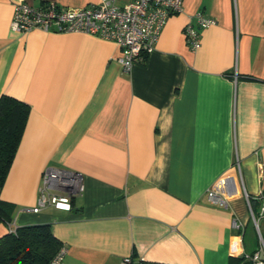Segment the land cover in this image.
<instances>
[{
  "label": "crops",
  "instance_id": "0c3cea01",
  "mask_svg": "<svg viewBox=\"0 0 264 264\" xmlns=\"http://www.w3.org/2000/svg\"><path fill=\"white\" fill-rule=\"evenodd\" d=\"M21 1L81 8L100 0H0V96L29 106L0 189L14 205L12 228L50 224L67 249L64 264H120L129 255L133 264H229L258 251L244 192L258 215L264 0H183L129 72L112 41L13 30ZM199 10L216 24L192 50L183 27ZM48 167L82 175L70 211H31ZM211 188L226 207L208 199Z\"/></svg>",
  "mask_w": 264,
  "mask_h": 264
},
{
  "label": "built area",
  "instance_id": "2783aa9c",
  "mask_svg": "<svg viewBox=\"0 0 264 264\" xmlns=\"http://www.w3.org/2000/svg\"><path fill=\"white\" fill-rule=\"evenodd\" d=\"M182 5L183 0H100L75 8L54 1L40 6L21 1L14 5L11 27L24 33L39 29L45 32L82 33L112 41L121 50L123 70L129 72L134 63L142 62L154 49L167 19L172 14L182 12ZM214 24V17L206 16L200 10L193 13L183 27L188 47L197 49L200 46L201 29ZM83 191L84 183L80 173L48 167L43 171L36 206L31 211L36 213L47 206L70 211L71 198ZM207 195L211 202L227 206V200L217 190L211 188ZM244 196L259 238V250L254 252L251 259L254 264H264V257L261 256L264 252V238L256 218L264 217V198L257 215L251 207L250 196L246 192ZM66 251V247L61 245L49 264H64ZM120 264H133L132 256H124Z\"/></svg>",
  "mask_w": 264,
  "mask_h": 264
},
{
  "label": "trees",
  "instance_id": "16d2710c",
  "mask_svg": "<svg viewBox=\"0 0 264 264\" xmlns=\"http://www.w3.org/2000/svg\"><path fill=\"white\" fill-rule=\"evenodd\" d=\"M28 113L25 102L6 94L0 96V189L20 143ZM13 214L14 205L0 198V224L8 225V232L0 236V264H49L62 244L53 235L50 224L12 228ZM251 256L231 258L229 264H254Z\"/></svg>",
  "mask_w": 264,
  "mask_h": 264
},
{
  "label": "rangeland",
  "instance_id": "374dc122",
  "mask_svg": "<svg viewBox=\"0 0 264 264\" xmlns=\"http://www.w3.org/2000/svg\"><path fill=\"white\" fill-rule=\"evenodd\" d=\"M255 216H257L256 214H255ZM257 218V223H258V226H259V231H260V233L264 236V233H263V231H262V228H260L261 227V218L260 217H256Z\"/></svg>",
  "mask_w": 264,
  "mask_h": 264
}]
</instances>
